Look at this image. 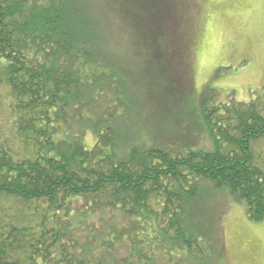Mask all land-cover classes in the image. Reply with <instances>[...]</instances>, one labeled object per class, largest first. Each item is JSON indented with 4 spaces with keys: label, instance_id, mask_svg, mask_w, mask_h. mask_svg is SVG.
<instances>
[{
    "label": "trees",
    "instance_id": "trees-1",
    "mask_svg": "<svg viewBox=\"0 0 264 264\" xmlns=\"http://www.w3.org/2000/svg\"><path fill=\"white\" fill-rule=\"evenodd\" d=\"M101 1L0 0V264H208V186L264 220V82L200 98L209 150L163 143L157 109L193 93L188 4Z\"/></svg>",
    "mask_w": 264,
    "mask_h": 264
},
{
    "label": "rangeland",
    "instance_id": "rangeland-1",
    "mask_svg": "<svg viewBox=\"0 0 264 264\" xmlns=\"http://www.w3.org/2000/svg\"><path fill=\"white\" fill-rule=\"evenodd\" d=\"M186 2V42L193 93L179 109L182 116L168 108L166 111L157 109L160 112L154 118L157 128L156 122L150 126L163 143L209 150L197 113L200 98L209 91L215 93L218 104L231 99L248 103L261 96L264 82V0ZM136 53H139L138 57L135 55L136 59H142L143 50ZM141 63H144L143 59ZM137 77L136 82L142 84V76ZM138 107L136 109L140 112L142 109L145 114L142 103ZM167 114L171 115L169 120ZM136 123L135 134L144 139L145 132L139 117H136ZM91 139L87 135L88 144L92 143ZM207 189L201 196L200 206L215 222V254L210 256L208 264H264V220L258 223L249 221L244 205L228 191L211 185Z\"/></svg>",
    "mask_w": 264,
    "mask_h": 264
}]
</instances>
